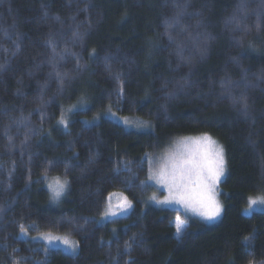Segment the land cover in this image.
Returning a JSON list of instances; mask_svg holds the SVG:
<instances>
[{"label":"trees","instance_id":"1","mask_svg":"<svg viewBox=\"0 0 264 264\" xmlns=\"http://www.w3.org/2000/svg\"><path fill=\"white\" fill-rule=\"evenodd\" d=\"M0 65V264L264 261V211L242 213L264 197V0H0ZM197 134L224 149L223 212L187 216L178 239L185 216L146 201L145 154ZM53 177L67 181L56 206ZM116 191L130 212L97 223ZM21 225L68 234L78 252L29 245Z\"/></svg>","mask_w":264,"mask_h":264},{"label":"snow or ice","instance_id":"2","mask_svg":"<svg viewBox=\"0 0 264 264\" xmlns=\"http://www.w3.org/2000/svg\"><path fill=\"white\" fill-rule=\"evenodd\" d=\"M5 68L6 65H0V71L5 70ZM242 108L247 112L248 105L246 102L242 105ZM59 123L67 127V123L63 118ZM124 123L128 124L129 122L124 121ZM141 123L145 127H151L146 122ZM5 134L7 135V133ZM145 157L149 162L148 180L162 186L168 193L163 199H157L153 195L151 200L163 206L179 205L186 214L183 219L178 214L174 222L175 235L178 239L183 237L187 228V214L199 217L207 222L215 221L220 216L223 206L218 199L219 184L221 177L225 174L227 165L223 147L210 136L203 134L197 137H183L162 156L154 158L146 153ZM66 187V180L61 181L56 178L50 182L48 188L52 193V199L56 200L63 195ZM115 195L117 194H109V202L103 218L115 216L117 210L124 212L131 208V201L122 193L119 194L117 203L113 204L111 198ZM254 206H264V197L249 198L248 209L251 210ZM0 211H3V209H0ZM20 232L26 234L23 225L20 226ZM44 239L49 242L58 239L72 253H76L79 249V242L70 240L67 236L53 237L48 234ZM130 247V244H126L125 250L127 251ZM16 251V249H13V252ZM13 264H21V260L14 259ZM261 264H264V261Z\"/></svg>","mask_w":264,"mask_h":264},{"label":"rangeland","instance_id":"3","mask_svg":"<svg viewBox=\"0 0 264 264\" xmlns=\"http://www.w3.org/2000/svg\"><path fill=\"white\" fill-rule=\"evenodd\" d=\"M102 117H105V118H108L118 124H120L121 126H123L124 128L126 129H132V130H137V131H144V130H147L149 129L150 127H145L143 126V124L141 122H146L148 123L147 121L145 120H142V119H139V118H134V117H130V116H123V115H119L113 111H106L105 113H103L101 115ZM101 116L99 115H96L92 118V121L96 122ZM124 121H128L129 123L128 124H125ZM203 134H197V135H188V136H179V137H176L173 139V141L167 145L165 148H163L161 151L157 152L156 154H154L152 157H159V156H162L165 152H167L169 149L173 148L175 146V144L183 137H197V136H201ZM210 136V135H208ZM213 140H215L217 142V144L221 145L218 140H216L215 138H213L212 136H210ZM148 174H149V166H148ZM148 174H147V178L145 180V183L146 185L148 186L149 188V191L147 192V203L152 205V206H156V207H161V208H169V209H174L178 212H180L182 215H186L183 211V209L180 208L179 205H170V206H163V205H158L155 203V201L151 200V197L153 195H155L157 197V199H163L164 196H166L168 193L167 191L160 185H157L155 184L154 181H149L148 180ZM225 174H226V171H225ZM225 174L223 177H221V182L223 181L224 177H225ZM57 177H53V178H46L45 179V186H46V189L48 190L49 192V204L52 205V206H56L60 199L63 197V195H61L58 199L56 200H53L52 199V193L50 192L49 188H48V184L50 182H52L54 179H56ZM61 181H64L62 179H60ZM220 182V184H221ZM220 184H219V189H220ZM117 195L113 196L111 198V202L113 204L117 203L118 201V198H119V194H121L120 191H116V192H113ZM123 194V193H122ZM124 196V195H123ZM262 196H259V197H250L252 199H257V198H261ZM218 199L220 201V198L218 196ZM249 201V199H248ZM248 201H247V204L246 206L242 209V213L244 215H250L252 212L254 211H264V206H254L253 209L249 210L248 209ZM109 202V195L106 199V205H105V208L103 210V212L101 213V215L96 219V222L99 223V224H105V223H109L111 221H114L115 219H118V218H121V217H124L125 215H127L131 208H129L128 210L124 211V212H120L117 210V213L115 216H110V217H107V218H103L104 217V214H105V211H106V208H107V204ZM221 203V202H220ZM132 207V205H131ZM223 212V210H222ZM222 212L220 214V216L215 220V221H212V222H207V221H204L202 220L203 222L205 223H215L217 222L221 215H222ZM187 216H192V217H196V216H193L191 214H187ZM198 219H200L199 217H196ZM201 220V219H200ZM175 222V221H174ZM174 226H175V223H174ZM176 230V229H175ZM176 232V231H175ZM26 234H21V232L18 234V238L22 239V240H25L29 245H33V246H38L40 248H42L43 250H50V249H60L61 251H63L64 253L66 254H69V255H74L76 253H72L70 252L69 250L66 249V247L61 244L60 240H52L51 242H49L47 239H44V237H46L48 234H51V236L53 237H65L67 236L70 240H73L75 241L72 237H70L68 234H60V233H52V232H45V233H40V234H37V235H29L27 233V231H25ZM112 233L115 234L116 233V230L114 228H112Z\"/></svg>","mask_w":264,"mask_h":264}]
</instances>
